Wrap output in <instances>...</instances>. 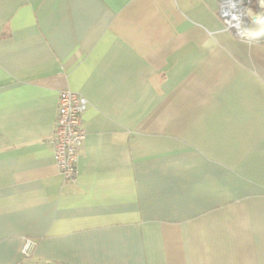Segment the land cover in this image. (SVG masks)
Returning a JSON list of instances; mask_svg holds the SVG:
<instances>
[{"label":"crops","instance_id":"obj_1","mask_svg":"<svg viewBox=\"0 0 264 264\" xmlns=\"http://www.w3.org/2000/svg\"><path fill=\"white\" fill-rule=\"evenodd\" d=\"M222 2L0 0V264H264V42Z\"/></svg>","mask_w":264,"mask_h":264},{"label":"built area","instance_id":"obj_2","mask_svg":"<svg viewBox=\"0 0 264 264\" xmlns=\"http://www.w3.org/2000/svg\"><path fill=\"white\" fill-rule=\"evenodd\" d=\"M229 0H223L219 14L224 20L227 30L231 31L236 38L245 40L248 37L249 30L255 28L254 18L260 17L263 12L259 0H233L236 7L233 11L240 15L246 9H250L251 15L244 16L237 26H233L231 15L224 16L225 5ZM87 99L70 89L60 91L58 113L53 131L52 151L53 158L64 181L75 183L78 178L77 163L81 154L82 144L86 132L82 127V116L87 109ZM35 247L31 240H27L23 247V255L29 257Z\"/></svg>","mask_w":264,"mask_h":264},{"label":"clouds","instance_id":"obj_3","mask_svg":"<svg viewBox=\"0 0 264 264\" xmlns=\"http://www.w3.org/2000/svg\"><path fill=\"white\" fill-rule=\"evenodd\" d=\"M259 3L261 5V7H264V0H259ZM236 5L233 2V0H229V2L225 5V11H224V16H229L231 15V21H229L231 24L234 21L235 24L233 26H237L240 21L243 19L244 16H249L251 15V11L250 9H246L243 13H241L240 15H237L233 9H235Z\"/></svg>","mask_w":264,"mask_h":264},{"label":"water","instance_id":"obj_4","mask_svg":"<svg viewBox=\"0 0 264 264\" xmlns=\"http://www.w3.org/2000/svg\"><path fill=\"white\" fill-rule=\"evenodd\" d=\"M261 16V15H260ZM259 17H255L254 21L257 22ZM259 22V21H258ZM264 26V23H263ZM261 25L259 28H251L248 33L247 40L252 42H264V28Z\"/></svg>","mask_w":264,"mask_h":264},{"label":"bare ground","instance_id":"obj_5","mask_svg":"<svg viewBox=\"0 0 264 264\" xmlns=\"http://www.w3.org/2000/svg\"><path fill=\"white\" fill-rule=\"evenodd\" d=\"M262 10H263V12H262L261 16L258 19L259 22L257 21L253 25L255 28H259L261 25L263 26V23H264V7H263ZM263 28H264V26H263Z\"/></svg>","mask_w":264,"mask_h":264}]
</instances>
